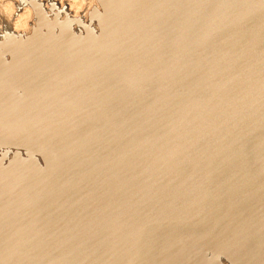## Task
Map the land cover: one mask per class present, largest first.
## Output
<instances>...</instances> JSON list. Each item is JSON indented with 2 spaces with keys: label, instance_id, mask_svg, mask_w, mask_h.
<instances>
[{
  "label": "water",
  "instance_id": "95a60500",
  "mask_svg": "<svg viewBox=\"0 0 264 264\" xmlns=\"http://www.w3.org/2000/svg\"><path fill=\"white\" fill-rule=\"evenodd\" d=\"M147 8L138 24L200 25L188 55L155 60L138 40V85L63 106L76 124L56 137L64 151L47 119L15 133L32 166L0 181V264H264V0Z\"/></svg>",
  "mask_w": 264,
  "mask_h": 264
},
{
  "label": "bare ground",
  "instance_id": "6f19581e",
  "mask_svg": "<svg viewBox=\"0 0 264 264\" xmlns=\"http://www.w3.org/2000/svg\"><path fill=\"white\" fill-rule=\"evenodd\" d=\"M171 1L71 0L66 14L68 8L61 11L65 4L58 0H10L5 4L6 11L0 9V120L6 119L0 125V145L16 143L24 148L12 155L6 147L0 150L1 184L19 180L14 169L30 170L32 166V160L26 158L31 155L27 144L14 142L15 133L19 132L24 141L29 129L47 119L44 131L64 151V139L56 137L65 130L76 129L70 119L72 114L64 105L75 107L90 102L98 87L138 85V40L142 38L143 52L155 60L188 55V45L195 41L200 25L138 24L156 10L147 8L144 15V7L156 4L168 10L166 5ZM139 8L143 18L138 17ZM19 9L23 13L13 22ZM168 15L170 11H165L162 18ZM101 95L103 92L98 93ZM29 108L44 109L46 116L23 117L21 111ZM93 111L90 117L97 119L94 114L98 115V110ZM157 139L152 131L149 141ZM40 141L45 149L51 148L49 139L44 137ZM164 149L168 157L169 147ZM12 156L20 168L13 167ZM5 195V188L0 187V210L7 207ZM170 199L172 193L168 192L166 201Z\"/></svg>",
  "mask_w": 264,
  "mask_h": 264
},
{
  "label": "rangeland",
  "instance_id": "374dc122",
  "mask_svg": "<svg viewBox=\"0 0 264 264\" xmlns=\"http://www.w3.org/2000/svg\"><path fill=\"white\" fill-rule=\"evenodd\" d=\"M9 1L10 0H0V3H1V8H2V11L4 12V11H6V6H5V4H7V3H9ZM15 12V11H14ZM23 12H19L18 14H17V16H19V15H21ZM16 16V17H17Z\"/></svg>",
  "mask_w": 264,
  "mask_h": 264
}]
</instances>
